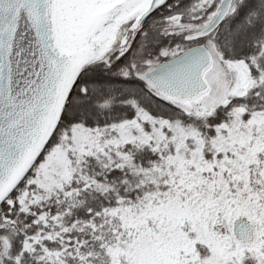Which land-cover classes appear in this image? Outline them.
<instances>
[{
  "label": "snow or ice",
  "instance_id": "obj_1",
  "mask_svg": "<svg viewBox=\"0 0 264 264\" xmlns=\"http://www.w3.org/2000/svg\"><path fill=\"white\" fill-rule=\"evenodd\" d=\"M0 264H264V0H0Z\"/></svg>",
  "mask_w": 264,
  "mask_h": 264
}]
</instances>
